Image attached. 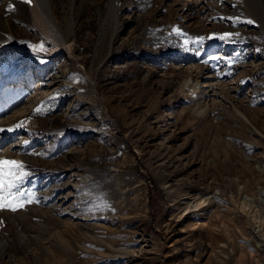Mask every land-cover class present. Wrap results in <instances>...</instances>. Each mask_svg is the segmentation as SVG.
Here are the masks:
<instances>
[{
	"label": "rangeland",
	"instance_id": "1",
	"mask_svg": "<svg viewBox=\"0 0 264 264\" xmlns=\"http://www.w3.org/2000/svg\"><path fill=\"white\" fill-rule=\"evenodd\" d=\"M246 1L121 0L117 10L113 0H74L70 49L53 52L23 6L0 0L12 31L0 38V128L14 129L0 132V155L22 159V189L35 194L0 210V264H224L212 240H232L228 219L237 234L247 221L264 237L255 205L231 193L213 205L207 193L242 170L238 150L264 149L253 131L264 134V19ZM71 2L53 0L62 26ZM201 36L199 47L184 43ZM41 42L46 51L29 47ZM209 77L198 92L186 85ZM231 255L240 264L241 251Z\"/></svg>",
	"mask_w": 264,
	"mask_h": 264
},
{
	"label": "bare ground",
	"instance_id": "2",
	"mask_svg": "<svg viewBox=\"0 0 264 264\" xmlns=\"http://www.w3.org/2000/svg\"><path fill=\"white\" fill-rule=\"evenodd\" d=\"M113 1H115V3L119 5L121 0H113ZM13 2L14 4L18 6H21V7L23 6V8L29 14L30 23L33 24L44 37L52 41V43L55 46V48L53 49V52H59L60 50L70 49L71 45L68 46V44L71 42V39L75 34V28H76V21L74 18V13H75L74 12V0H72L69 6L63 8V12L65 15L63 26L60 25L58 22V18L54 10L55 7H54L53 0H31L30 4H25L23 0H13ZM245 4L249 9L251 7L250 5H253V4H254L253 5L254 7L256 8L258 7L264 19V0H248V3L246 1ZM117 10H120V5H119V9L117 8ZM113 19H114L113 24L114 26H116V22L118 21L117 16L115 15ZM115 33L116 32L114 31L112 35L113 39H114ZM0 38L3 40V42H8L12 39L11 27L3 18H1V16H0ZM210 83H211V80L209 77L206 79L204 84L201 82L197 84H193L187 81L186 85L187 86L189 85L188 87L191 88L190 90L192 92H198L202 85L208 86V85H211ZM196 112L197 113L199 112L198 114L201 115L202 117H205V119H208L209 115L211 116L210 107L205 108L203 106V108L201 107L197 108ZM233 115L236 118L235 120L238 121L243 127H247L248 124L252 125V122L249 120L248 116H246L243 112L238 111L236 115L235 114ZM253 131L260 138L264 139V134L260 132L257 128H255ZM220 141L224 143L223 139ZM228 147H230V145H228ZM238 151H239L240 156L242 157V163H243L242 170L236 171L234 169L235 170L234 171L233 168H231L229 169V172L224 177V179H222V182L219 183V182L213 181L211 185H209V187L207 188L208 189L207 193L210 192L212 194L213 193L215 194L209 200V202L210 204L214 205L216 201L219 199V197L230 200L228 198V194L231 193L233 195V199H232L233 202L242 201L244 205L245 204L255 205L259 209V213L261 214V217L264 218V169H263L264 149H262V151H260L257 154V156H254V157H247L242 154L243 153L242 151L240 150ZM0 156H3L8 159H15V160L22 161V159L19 156L11 157L10 153H3ZM227 158L231 160L232 162L229 152L227 153ZM86 180H87L86 178L81 179V181H86ZM85 196H87V194H85ZM229 220L230 219H228L227 221L231 222V224L228 223L229 224L228 232L232 234V240L230 241L229 239L224 240L220 237L221 235H215L212 240V245L216 248V250L217 248L221 249L220 244L223 243V246L225 248L222 252H224V254L227 257V260L224 262V264H230L232 258H234L233 255L231 254L236 255L240 251H241V257L239 258L238 261L240 262V264H246L245 258L246 256H248L247 254L248 249L250 250V252H253L254 254H256V257H261L264 259V237L261 238L260 236H257L256 233L254 232V227H252L250 222L248 224L247 221H246L247 228L238 227L240 230V235H239L236 233V230L234 227L236 225L232 224L234 220L233 219L230 221ZM237 223H240V222L237 221ZM242 237H246L245 239L247 240L244 241ZM257 254H259V256ZM261 258H259L258 264L262 263Z\"/></svg>",
	"mask_w": 264,
	"mask_h": 264
},
{
	"label": "snow or ice",
	"instance_id": "3",
	"mask_svg": "<svg viewBox=\"0 0 264 264\" xmlns=\"http://www.w3.org/2000/svg\"><path fill=\"white\" fill-rule=\"evenodd\" d=\"M25 4H30L31 0H23ZM8 13H11L14 11V6L12 3L8 4V7L6 9ZM225 19V18H221ZM231 19L233 23L238 22L239 18H227ZM247 24H253L254 21L251 19H247L245 21ZM173 31L176 32L177 35L183 36L184 34L180 32L179 29H173ZM215 35V34H214ZM236 35L238 36L239 33H223L219 35V39L226 40L229 37ZM208 39H212V36H209ZM205 37H195V38H187L185 39L184 43L185 45H188L190 43H194L197 47L201 46L204 42ZM29 47L34 52H43L47 49L45 48V45L43 42L32 45L30 44ZM197 55L200 53L197 52ZM41 63L44 61L41 60ZM233 63L232 61H229V64ZM41 109L38 108L37 112H39ZM25 122H21L20 124L16 125L15 128L22 127ZM13 128L9 129H2L0 128V132L13 131ZM30 175V172L26 169V165L19 160L15 159H8L3 156H0V210L2 209H8L13 212L17 211L18 209H22L25 207L26 204L34 202V193L29 192L22 189V185L24 184V181L28 178Z\"/></svg>",
	"mask_w": 264,
	"mask_h": 264
}]
</instances>
